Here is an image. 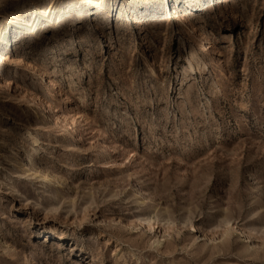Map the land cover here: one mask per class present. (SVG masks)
Segmentation results:
<instances>
[{
  "label": "rangeland",
  "instance_id": "obj_1",
  "mask_svg": "<svg viewBox=\"0 0 264 264\" xmlns=\"http://www.w3.org/2000/svg\"><path fill=\"white\" fill-rule=\"evenodd\" d=\"M0 36V264H264V0H0Z\"/></svg>",
  "mask_w": 264,
  "mask_h": 264
},
{
  "label": "bare ground",
  "instance_id": "obj_2",
  "mask_svg": "<svg viewBox=\"0 0 264 264\" xmlns=\"http://www.w3.org/2000/svg\"><path fill=\"white\" fill-rule=\"evenodd\" d=\"M87 1V0H85ZM192 34L194 35H199V25L197 24H193L192 25ZM200 36V35H199ZM203 37V36H202ZM0 40H1V36H0ZM203 41H207L208 42V38L205 36L203 37ZM14 42L18 43V37H16L14 39ZM20 42V41H19ZM202 42V41H201ZM208 46H210V50L209 51H206L204 48H205V45L204 44H201V48L203 51H206V52H211V50L214 52V49L212 47V44L208 43ZM11 54V52L9 51V49L7 47H3V46H0V63H6V62H10V57L9 55ZM29 53L25 50H20L18 52H16V56H15V59L14 60V64L17 66L18 69L24 67L25 65L27 66L29 64ZM29 68V67H28ZM152 72L154 73V70H152ZM10 80V79H9ZM7 81L8 84H10L11 82L10 81ZM28 92L30 94V101L28 102L29 103V106L36 112L38 113V111L40 109H42V103H43V98L41 96V93L36 90V89H28ZM28 98V99H29ZM58 118L56 117V120ZM74 123H77V121H74ZM71 122L67 121L63 128H64V131H68L70 129H72L73 131V134H76V128H72L71 126ZM78 137V135H77ZM73 139V138H72ZM70 139V141L72 140ZM39 139L37 138V140L35 142H37ZM72 146V143H69L68 145V148H70ZM26 151V154L28 153L29 155V158L28 160H26V163L24 164L23 166V173L22 174H19V175H22V180L23 179H27V178H30V180H38V182L41 184V188L43 189H50V187H54L56 190H59L60 187L62 185H65L66 181H64V179H61L59 177V175L53 170L51 169L50 166L48 165H44L43 163H41V161L39 162L37 160V158H39V154L41 152V154L45 153L46 150L44 149V147H42L40 145V147H36V145L30 149V152L29 150H25ZM20 170V169H19ZM28 180V179H27ZM59 185V186H58ZM49 191V190H48ZM56 193V191H55ZM63 193V192H62ZM55 197L57 196L56 194H54ZM58 199V197H57ZM145 199V198H144ZM141 200L139 203V207H137V210L135 211L136 213H138L140 211V207L144 206L147 204V201L149 199H147V201L145 200ZM151 199H149L150 201ZM58 201V200H57ZM150 203V202H148ZM38 205V204H37ZM57 203L55 204H51L49 206V209L53 212H57L59 209L56 207ZM72 205V204H71ZM48 208V207H47ZM72 208V207H71ZM58 209V210H57ZM67 211V210H66ZM71 211V210H70ZM141 212V211H140ZM70 213V212H69ZM139 214V213H138ZM151 218V217H150ZM139 219H137V221L135 220H130L128 222V224L132 227H134V225L136 226V222H138ZM142 221V220H141ZM147 221V220H146ZM153 221V218L149 219L148 220V224H149V227L152 226V222ZM158 221V220H157ZM152 222V223H151ZM141 224H143L142 222H140ZM157 223V222H156ZM185 223V222H184ZM139 224V223H138ZM187 226H190V228L192 229L193 232H198V229L197 227L192 223V222H189L186 223ZM140 225V224H139ZM150 227V228H151ZM151 228V229H152ZM204 232V230H203ZM214 232V231H213ZM205 233V232H204ZM247 233V232H246ZM203 236L206 238L208 237V235L205 233L203 234ZM61 239L63 238L62 236H59ZM0 238H1V235H0ZM155 244L157 245H160L161 244V241L155 236ZM31 257H29V260ZM30 264H33V263H30Z\"/></svg>",
  "mask_w": 264,
  "mask_h": 264
}]
</instances>
